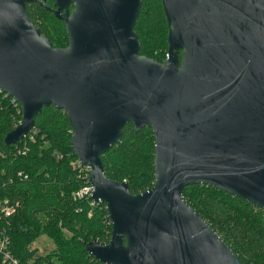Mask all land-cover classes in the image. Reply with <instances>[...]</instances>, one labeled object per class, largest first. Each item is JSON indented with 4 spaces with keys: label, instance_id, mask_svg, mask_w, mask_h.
I'll list each match as a JSON object with an SVG mask.
<instances>
[{
    "label": "water",
    "instance_id": "obj_1",
    "mask_svg": "<svg viewBox=\"0 0 264 264\" xmlns=\"http://www.w3.org/2000/svg\"><path fill=\"white\" fill-rule=\"evenodd\" d=\"M143 2L0 0V92L22 110L5 142L30 134L45 107L67 114L92 198L112 223L108 244H86L99 261L243 264L183 191L204 184L264 210V0H161L162 63L141 54ZM33 3L64 21L68 46L42 35ZM128 123L155 135L154 186L138 194L102 161Z\"/></svg>",
    "mask_w": 264,
    "mask_h": 264
},
{
    "label": "trees",
    "instance_id": "obj_2",
    "mask_svg": "<svg viewBox=\"0 0 264 264\" xmlns=\"http://www.w3.org/2000/svg\"><path fill=\"white\" fill-rule=\"evenodd\" d=\"M50 7L55 0H44ZM27 13L42 35L59 48L69 44L64 21L38 3ZM169 24L161 0H144L135 30L141 54L162 63L168 54ZM182 53V51H181ZM21 106L0 93V205L9 200L15 212L0 210V238L21 264H105L86 250L97 240L108 244L112 223L105 203L90 194L88 171L78 167L67 114L51 105L35 117L34 130L16 144L5 138L22 119ZM155 135L151 126H124L122 140L102 156L110 178L126 181L134 194L154 186ZM184 198L234 250L243 264H264V210L204 184L184 188ZM2 235V237H1ZM43 235L55 247L41 254L33 243ZM4 263V252L0 253Z\"/></svg>",
    "mask_w": 264,
    "mask_h": 264
},
{
    "label": "built area",
    "instance_id": "obj_3",
    "mask_svg": "<svg viewBox=\"0 0 264 264\" xmlns=\"http://www.w3.org/2000/svg\"><path fill=\"white\" fill-rule=\"evenodd\" d=\"M1 93V92H0ZM5 95V94H4ZM7 97V96H6ZM12 101L14 103V105L17 106L20 105L14 98H12ZM19 111V109H18ZM21 112V115H22V110L20 109ZM20 123V120L18 121V124ZM17 124V125H18ZM34 129H32L31 133L33 132ZM35 132V130H34ZM31 133H30V136H31ZM32 138V136H31ZM78 167H81L83 165H81L80 163L77 165ZM85 167V166H83ZM88 171V167H85ZM88 175H89V172H88ZM88 179H89V176H88ZM92 187L89 186V187H86V188H83L80 192H78V195L77 196H83L84 194H90L92 196ZM0 210L2 211V213L6 214V215H11L15 212V207H13V205L9 204V200H5L4 201V206L3 205H0ZM2 237V235H1ZM9 240L7 238H0V253H2V251L4 252V263L6 264H21L19 259H17L16 257H14L8 250H7V244H8Z\"/></svg>",
    "mask_w": 264,
    "mask_h": 264
},
{
    "label": "rangeland",
    "instance_id": "obj_4",
    "mask_svg": "<svg viewBox=\"0 0 264 264\" xmlns=\"http://www.w3.org/2000/svg\"><path fill=\"white\" fill-rule=\"evenodd\" d=\"M21 121V119H20ZM34 129V128H33ZM29 135V134H28ZM27 135V136H28ZM39 249L41 254L48 253L51 249L55 247L54 241L48 235L40 236L32 245Z\"/></svg>",
    "mask_w": 264,
    "mask_h": 264
},
{
    "label": "flooded vegetation",
    "instance_id": "obj_5",
    "mask_svg": "<svg viewBox=\"0 0 264 264\" xmlns=\"http://www.w3.org/2000/svg\"><path fill=\"white\" fill-rule=\"evenodd\" d=\"M54 7V6H53ZM71 9H73V7H71Z\"/></svg>",
    "mask_w": 264,
    "mask_h": 264
}]
</instances>
